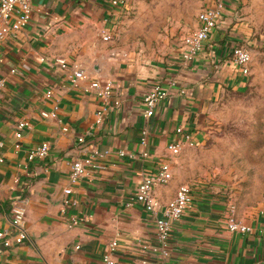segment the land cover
<instances>
[{
  "label": "crops",
  "instance_id": "1",
  "mask_svg": "<svg viewBox=\"0 0 264 264\" xmlns=\"http://www.w3.org/2000/svg\"><path fill=\"white\" fill-rule=\"evenodd\" d=\"M235 1L225 0L217 27L193 59L182 54L184 33L160 60L141 53L121 55L113 45L112 30L130 1L34 0L29 23L0 42V229L13 228V203L26 198L29 234L21 243L1 244L0 264H108L103 257L114 239L113 264H264V235L259 231L264 209L238 208V217L256 229L230 231L226 220L235 203L226 187L188 181L177 171L179 154L167 149L179 137V125L202 141L213 101L225 88L242 87L247 80L231 62L233 46L250 43L241 22H234ZM103 31L112 33V39L104 40ZM57 57H65L69 67L54 64ZM76 64L91 77L114 83L111 102L120 99V106L102 124L96 123L101 99L84 88L85 81L72 82ZM157 84L169 93L147 119L143 96ZM44 109L57 114L43 117ZM23 117L32 126L17 138V122ZM145 125L150 133L142 144ZM80 135L86 136L83 146L109 152L101 157V168L65 195L72 162L83 153ZM44 140L51 143L50 153L30 160V150ZM166 159L174 177L155 188L157 197L168 201L180 184L190 183L194 200L175 222L164 255L156 225L160 212L147 210L136 196L144 175ZM72 216L82 219L72 223Z\"/></svg>",
  "mask_w": 264,
  "mask_h": 264
},
{
  "label": "rangeland",
  "instance_id": "2",
  "mask_svg": "<svg viewBox=\"0 0 264 264\" xmlns=\"http://www.w3.org/2000/svg\"><path fill=\"white\" fill-rule=\"evenodd\" d=\"M217 0H130L117 19L113 45L121 55L166 59L199 12ZM234 22L249 33L253 53L242 87H227L212 103L204 137L185 146L175 165L188 181L226 187L237 209H264V0H236Z\"/></svg>",
  "mask_w": 264,
  "mask_h": 264
},
{
  "label": "built area",
  "instance_id": "3",
  "mask_svg": "<svg viewBox=\"0 0 264 264\" xmlns=\"http://www.w3.org/2000/svg\"><path fill=\"white\" fill-rule=\"evenodd\" d=\"M130 0H112L113 4L126 3ZM34 0H0V42L9 37L15 36L19 31L26 26L33 12ZM225 7V0H217L212 5L204 7L198 15V27L195 31L189 32L183 36L182 54L186 60L193 59L200 51L203 50L205 42L210 37L211 33L218 25V21L223 14ZM104 40L112 39V33L108 31L102 32ZM253 60V53L249 47L241 44H236L232 48L231 62L238 67L242 73L248 74L250 72V65ZM54 64H58L63 68L69 67V62L65 57H57ZM72 82L75 85H81L83 81L86 82L84 88L92 91L102 101L100 109L97 111L96 123L102 124L106 114L120 106V99H115L111 102V97L114 93V83L112 80H101L99 78L91 77L88 70L80 65H73ZM16 71V69H12ZM4 80H0L4 84ZM173 85L176 81L171 82ZM169 93V89L157 84L154 88L148 90L144 96V116L150 119L155 115L160 101H162ZM47 95H52V89L47 90ZM56 110H42L43 117L55 116ZM32 126L31 121L25 117L17 122V129L15 135L21 138L24 130ZM65 130L68 127H64ZM179 137L168 143L167 149L170 154H180L185 146L195 145L196 138L194 132L186 129L182 125L176 128ZM148 125L141 129L140 141L142 144L148 143L149 138ZM86 141L85 135L78 137L80 150L82 154L77 156L71 165V172L69 176V184L64 187L65 195H69L73 191V184L80 181L82 178L92 176L99 168L102 167L101 157L109 152L108 149L101 150L96 145L88 144L83 146ZM1 144V141H0ZM19 146V143L17 144ZM51 143L44 140L29 152V159L35 157H46L50 153ZM121 155H125V150H120ZM147 154V152H144ZM132 155V154H131ZM174 177V170L172 162L168 159L160 162L158 167L144 175L137 192L136 199L142 202L145 208L152 212H160L157 216L156 225L158 232L159 249L164 255L169 253L170 237L175 222L181 218L184 213L193 205L194 194L190 183H182L176 190L175 195L168 201L162 202L155 194V188L158 185L166 184ZM69 199L66 198L65 202ZM28 201L26 198H19L14 201L11 210L12 229H0V247L1 244L12 245L13 242L21 243L28 236V228L26 225ZM82 218L72 216V223H79ZM227 228L232 232H251L256 228L253 225L244 223L237 214V207L232 204L227 216ZM259 231L264 235V226L260 227ZM118 245L116 239L112 240L104 253V261L108 264H113V251Z\"/></svg>",
  "mask_w": 264,
  "mask_h": 264
}]
</instances>
